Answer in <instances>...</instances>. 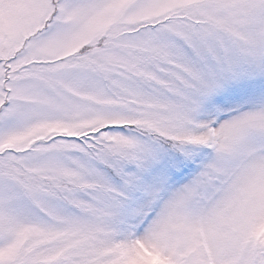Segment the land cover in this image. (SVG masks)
<instances>
[{
	"label": "snow or ice",
	"instance_id": "6c2138e0",
	"mask_svg": "<svg viewBox=\"0 0 264 264\" xmlns=\"http://www.w3.org/2000/svg\"><path fill=\"white\" fill-rule=\"evenodd\" d=\"M0 264H264V0H0Z\"/></svg>",
	"mask_w": 264,
	"mask_h": 264
}]
</instances>
